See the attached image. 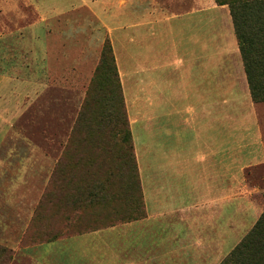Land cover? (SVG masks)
Masks as SVG:
<instances>
[{
  "label": "crops",
  "instance_id": "0c3cea01",
  "mask_svg": "<svg viewBox=\"0 0 264 264\" xmlns=\"http://www.w3.org/2000/svg\"><path fill=\"white\" fill-rule=\"evenodd\" d=\"M119 1H110L105 14L132 131L139 115L141 119L139 152L134 131L133 136L146 216L17 250L34 264H219L228 254L220 251L230 225L245 211L252 221L251 211L258 208L240 195L244 173L264 163L257 116L242 112L240 138L230 143V98L240 99L234 107L241 110L247 96L235 80L239 63L226 57L233 46L216 44L214 57L212 12L198 11L191 0H184V12L150 8V0H125L123 6ZM23 4L31 9L24 11ZM67 14L41 0H0L2 165L6 139L20 134L27 110L35 128L37 107L47 105L54 83L63 87L86 80L79 68L84 53L71 56L67 44L68 33L75 30ZM229 29L226 25L224 30L230 34ZM77 45L86 50L83 41L81 48ZM235 155L246 164L232 171ZM230 173H242L234 190ZM47 174L0 173V199L5 193H34L43 179L46 184ZM219 253L217 261L213 257Z\"/></svg>",
  "mask_w": 264,
  "mask_h": 264
},
{
  "label": "rangeland",
  "instance_id": "374dc122",
  "mask_svg": "<svg viewBox=\"0 0 264 264\" xmlns=\"http://www.w3.org/2000/svg\"><path fill=\"white\" fill-rule=\"evenodd\" d=\"M41 1L56 6V8L61 7L62 10L68 12L67 21L69 26L74 27L75 30L68 33L67 44L71 49V56H76L77 51L84 53V62L79 68H82L86 80L83 83L71 81L67 85H63V87L54 83L52 96L50 100H47V105L43 103L42 107L40 105L37 107L35 128H32V124L28 122L30 112L27 110L25 116H22L20 134L15 135L14 138L8 137L6 139L5 162L3 165L0 164V173H6V175L7 173L9 175L11 173L49 174H47L48 180L46 184H44L45 179H43L42 186L38 187L32 194L19 197L16 194L5 193L3 198L5 204H0V264H34L29 259L20 256L17 249L66 237L64 236L66 234L63 233L68 231L67 223L70 220L67 217L66 220L63 218L64 214L67 215L69 212H63L62 210L71 211L73 208L70 206L71 203H74L76 209L78 208V201L76 202V200L78 195L82 196L83 193L78 180L82 181L91 176L101 179L105 176L103 173L109 167H112L113 162L115 165L117 161L122 165L123 171L126 161H129L127 160L128 158H121L125 154V146L118 144L121 137H123L122 132L120 133L117 128V133L110 132L112 126L108 124L104 127L103 132H100L101 123L98 119L101 111L109 105L110 92L119 80L116 71L112 70L111 72L102 63L105 44L108 41L112 46L119 77L121 78L113 40H111L109 35L108 17L105 14L108 8H112V2L110 3L112 0ZM191 1V6H194L198 11L207 9V11L212 12L214 57L218 56L219 53L218 49H216V44L228 41L233 48L229 50V55L226 57L230 60L235 59L239 63L235 68V80L240 85V88L246 92L247 96L243 98L245 104L240 107L241 110L234 107L240 99L230 98V109H234L230 110V143L236 144L240 138L238 134L241 133L240 124L242 122L239 119L242 112L245 115H249L252 119H256L257 116L264 134V100L254 99L241 50L239 48L237 52H234L239 47V44L230 3L227 0ZM120 3L123 6L125 0H120L117 4L120 5ZM23 5L22 9L24 11L28 12L31 9L29 6ZM90 6L97 13L94 9L93 12ZM152 6L154 8L162 7L165 11L171 10L173 12H184L188 9L184 0H150V8ZM30 18H33V16L30 15ZM226 25L230 28V34L227 32L228 30H224ZM76 31H79V33ZM77 40H79L78 45ZM81 41H83L86 50L80 51L76 49V45L81 48ZM121 68L124 70L123 63ZM171 70L168 69L167 72L171 73ZM181 101V106L186 104L185 99H181ZM141 105V99L136 100L138 111H141ZM245 107L246 110L244 111ZM252 119L251 121L253 122L254 120ZM140 128L141 119L139 115L137 123H133L138 152L140 148ZM130 129L132 131V127ZM14 145L15 154L12 151V146ZM130 152H132L131 149ZM247 156L248 154L246 153L245 158ZM131 157L133 158L132 153ZM240 159V156H233L232 161H230L232 171L238 170L241 164H246L244 161L241 162ZM241 175L242 173H230V190L236 189L234 182H237ZM52 178V188H55L54 200H59L61 195L63 198L56 210L50 215L49 222H52L53 225L51 227L50 223L48 226L47 233L49 235H47L46 232L43 233V228L40 229L38 225H34L33 218L39 207L38 217H43L44 203L42 205V202L46 191L48 188L50 189L49 184ZM244 178L246 185H244L243 190H240V195L252 199L258 208L254 212L251 211L253 215L252 221L249 218V211H245L244 216L238 214L236 224L234 226L230 225L227 240H223L220 251L223 256L234 248L264 211V163L247 168ZM62 179H66V188L62 187ZM3 200L0 199V203ZM64 200H66L65 203ZM66 203L68 209L65 207ZM232 207L233 205L230 204V218L232 217ZM42 222H46L45 217L42 218ZM44 230L46 231V229ZM48 237L51 240H48ZM4 249L9 251L7 256ZM220 253L213 258H220ZM190 259L193 263L195 262L194 258Z\"/></svg>",
  "mask_w": 264,
  "mask_h": 264
},
{
  "label": "trees",
  "instance_id": "16d2710c",
  "mask_svg": "<svg viewBox=\"0 0 264 264\" xmlns=\"http://www.w3.org/2000/svg\"><path fill=\"white\" fill-rule=\"evenodd\" d=\"M227 2L230 3L235 32L252 95L255 100H264V0H227ZM102 63L111 72L112 70L116 71L119 80L110 92L109 105L98 115L101 123L100 132H103L107 124L112 126L110 132L117 133V129L120 133L122 132L123 137L118 144L125 146V154L121 158H128L129 161H126L123 171L122 165L117 161L115 165L113 162L112 167L103 173L105 176L101 179L91 176L82 181L78 180L83 191L82 196L78 195L76 200V202L78 201V208L76 209L74 203H71L70 206L73 207L71 211L62 210L69 212L67 215L62 212L64 214L63 219L66 220L67 217L70 220L67 223L68 231L63 233L66 234L64 235L66 237L146 216L139 164L130 129L131 123L126 99L109 41L105 44ZM65 180L62 179V187L64 188H66ZM52 185L53 178L49 184L50 189L48 188L46 191L42 202V205L44 203L43 217H45L46 222H42L43 217H38L40 207L33 218L34 225H38L40 229L43 228V233L46 232L47 235H49L47 233L48 226L50 223L51 227L53 225L52 222H49L50 215L56 210L63 198L61 195L59 200H54L55 188H52ZM65 202L66 200H64ZM65 207L68 209L67 203ZM62 228L64 227L62 226ZM48 240L51 239L48 237ZM4 251L7 256L9 251L5 249ZM219 264H264V211Z\"/></svg>",
  "mask_w": 264,
  "mask_h": 264
}]
</instances>
